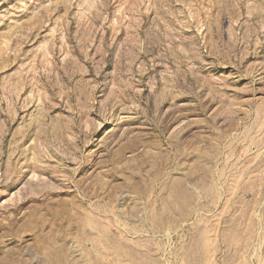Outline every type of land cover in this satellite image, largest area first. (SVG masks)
Here are the masks:
<instances>
[{
	"label": "rangeland",
	"instance_id": "rangeland-1",
	"mask_svg": "<svg viewBox=\"0 0 264 264\" xmlns=\"http://www.w3.org/2000/svg\"><path fill=\"white\" fill-rule=\"evenodd\" d=\"M0 264H264V0H0Z\"/></svg>",
	"mask_w": 264,
	"mask_h": 264
}]
</instances>
